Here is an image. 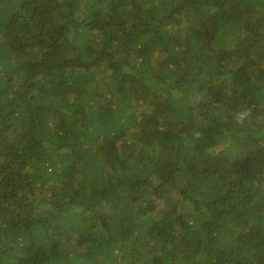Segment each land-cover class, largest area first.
Segmentation results:
<instances>
[{
	"label": "trees",
	"instance_id": "trees-1",
	"mask_svg": "<svg viewBox=\"0 0 264 264\" xmlns=\"http://www.w3.org/2000/svg\"><path fill=\"white\" fill-rule=\"evenodd\" d=\"M0 264H264V0H0Z\"/></svg>",
	"mask_w": 264,
	"mask_h": 264
},
{
	"label": "clouds",
	"instance_id": "clouds-1",
	"mask_svg": "<svg viewBox=\"0 0 264 264\" xmlns=\"http://www.w3.org/2000/svg\"><path fill=\"white\" fill-rule=\"evenodd\" d=\"M243 115H246V113L245 114H241V117H243Z\"/></svg>",
	"mask_w": 264,
	"mask_h": 264
}]
</instances>
